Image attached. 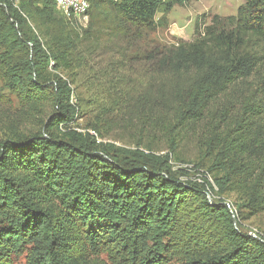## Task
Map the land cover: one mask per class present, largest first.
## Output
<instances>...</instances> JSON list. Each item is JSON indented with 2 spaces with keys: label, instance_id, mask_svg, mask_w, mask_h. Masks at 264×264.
I'll return each mask as SVG.
<instances>
[{
  "label": "trees",
  "instance_id": "obj_1",
  "mask_svg": "<svg viewBox=\"0 0 264 264\" xmlns=\"http://www.w3.org/2000/svg\"><path fill=\"white\" fill-rule=\"evenodd\" d=\"M89 1V13L115 14L128 46L119 62L128 69L106 73L123 92L119 111L161 130L173 152L191 135L220 198H208L207 180L176 176L169 153L100 140V127L118 123L108 111L75 124L71 85L49 71L52 59L55 69L86 65L71 22L56 0H20L21 10L0 0V60H15L7 72L25 100L18 112L34 120L25 129L8 122L0 138V259L27 251L28 264H102L93 253L106 238L124 264L169 255L177 264H264V238L237 223L244 209L264 211V0H243L237 15L177 46L155 32L176 5L196 0Z\"/></svg>",
  "mask_w": 264,
  "mask_h": 264
},
{
  "label": "rangeland",
  "instance_id": "obj_2",
  "mask_svg": "<svg viewBox=\"0 0 264 264\" xmlns=\"http://www.w3.org/2000/svg\"><path fill=\"white\" fill-rule=\"evenodd\" d=\"M242 3L243 0H196L176 5L168 14V26L158 27L155 37L169 46H177L181 42H193L197 37V27H201L203 31L205 27L213 24L215 19L224 22L229 16L237 15ZM114 20L115 14L111 10L98 8L90 11L89 23H86L88 25L86 27L82 26L78 19L69 20L72 24L69 28L73 30L78 48L76 54L81 53L85 56L83 64L86 65L82 68L78 65L79 67L74 69L63 67L55 69L53 59L49 65V71L61 74L71 85L73 90L71 100L79 107L75 124L87 128L88 125L96 122L103 111H108L107 121L111 122L114 119L118 123L113 127L108 125L100 127L103 134L102 137L100 135V140L126 148H136L137 142L141 141L140 148L151 149L159 154L169 153L172 171L181 180L197 182L207 180L215 188L214 176L207 168L210 162L208 158L202 157L191 135L180 141L173 152L169 149L167 138L161 130L144 127L142 122L125 115V111H119L123 103V92L113 76L106 73L114 68L127 70L128 68H124V64L119 62H123L129 56V52L125 53L128 46L120 25ZM40 31L42 32L41 29ZM45 37L43 34V43L49 49L50 45ZM3 51L4 49L0 47V54ZM13 62L15 60H0V138H3L2 130L8 122L23 123L24 129L34 122L33 119L25 120L18 112L25 105V100L18 89L13 88L10 83L7 71ZM260 65V71L264 76V51ZM128 74L130 75V72ZM217 191V187L209 190L207 196L211 201L220 198ZM228 196L229 202H232L230 206L237 212L238 207L234 203L237 197L232 193ZM241 212L243 215L237 222L240 229L244 232L255 230L261 238H264V211L252 217L250 210L244 209ZM101 240L96 254L92 251L93 256L102 264H124L120 261L121 258L113 243L106 241V238ZM177 263H180V257L172 255H169L164 262V264ZM0 264H28L27 251L18 255H4L0 259Z\"/></svg>",
  "mask_w": 264,
  "mask_h": 264
},
{
  "label": "built area",
  "instance_id": "obj_3",
  "mask_svg": "<svg viewBox=\"0 0 264 264\" xmlns=\"http://www.w3.org/2000/svg\"><path fill=\"white\" fill-rule=\"evenodd\" d=\"M8 1H11L16 8L21 10L20 0H8ZM56 4H57V8L62 12V14L66 18H68L69 20L78 19L82 26L84 27L88 26L86 25V23H89V9H90L89 0H56ZM89 132L97 136L95 130H89ZM249 234L254 237H258L255 230H250Z\"/></svg>",
  "mask_w": 264,
  "mask_h": 264
}]
</instances>
